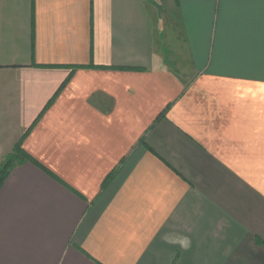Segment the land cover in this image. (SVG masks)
<instances>
[{
  "label": "crops",
  "instance_id": "obj_1",
  "mask_svg": "<svg viewBox=\"0 0 264 264\" xmlns=\"http://www.w3.org/2000/svg\"><path fill=\"white\" fill-rule=\"evenodd\" d=\"M0 264H264V0H0Z\"/></svg>",
  "mask_w": 264,
  "mask_h": 264
},
{
  "label": "trees",
  "instance_id": "obj_2",
  "mask_svg": "<svg viewBox=\"0 0 264 264\" xmlns=\"http://www.w3.org/2000/svg\"><path fill=\"white\" fill-rule=\"evenodd\" d=\"M22 156L23 149L21 145H18L14 150V153L6 157V159L2 162L0 167V188L4 184L12 168H14L17 164L24 162L26 159H30L34 162V160L29 156H26V158H22Z\"/></svg>",
  "mask_w": 264,
  "mask_h": 264
}]
</instances>
